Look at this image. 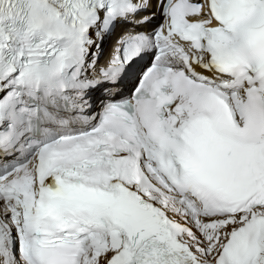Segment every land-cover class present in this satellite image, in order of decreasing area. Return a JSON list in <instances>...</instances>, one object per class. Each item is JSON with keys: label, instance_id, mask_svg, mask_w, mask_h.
<instances>
[{"label": "snow or ice", "instance_id": "obj_1", "mask_svg": "<svg viewBox=\"0 0 264 264\" xmlns=\"http://www.w3.org/2000/svg\"><path fill=\"white\" fill-rule=\"evenodd\" d=\"M0 264H264V0H0Z\"/></svg>", "mask_w": 264, "mask_h": 264}]
</instances>
